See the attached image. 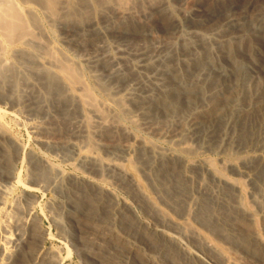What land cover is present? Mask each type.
<instances>
[{"label":"bare ground","instance_id":"1","mask_svg":"<svg viewBox=\"0 0 264 264\" xmlns=\"http://www.w3.org/2000/svg\"><path fill=\"white\" fill-rule=\"evenodd\" d=\"M107 37L124 46L119 56L110 53ZM215 50L230 65V72L224 69L215 77L197 73L188 84L184 74L210 65L217 59ZM125 53L139 57L142 64L138 67L143 73L152 71L155 78L142 81L143 73L127 63ZM83 60L104 66L109 75L123 83L132 80L141 84L145 90L132 95L130 103L149 114L150 121L144 124L152 134L169 137L177 142L176 148L157 149L128 130L125 122H133L122 97L107 102L108 84L100 81L101 74L86 75L92 65L86 72ZM119 62L124 64V72L117 66ZM165 74L171 79L163 77ZM261 77L264 0H0V102L11 101L27 112L46 113L55 127H62L64 137L52 139L56 133L51 122L48 126L31 123L28 127L35 141L49 150L75 152V161L86 169L80 175H66L58 163L30 152L26 155L29 175L25 174V181L16 167L22 144L9 127L10 118L6 120L7 114L15 119L23 111L10 103L15 110L0 106V264L61 263V250L43 245L51 235L41 225L34 192L48 186L60 190L58 181L64 178L70 190L75 191L70 194L72 210L66 211L63 203H54L56 197L45 205L54 223L51 224L69 234L74 250L96 264H161L113 230L117 206L118 225L137 241L160 251L169 264H237L227 259L219 241L264 264L262 194L252 199L260 212L256 218L244 199V182L227 175L225 170L236 176L246 173L229 160L223 168L212 159L201 164L189 161L194 150L184 138L189 118L188 125L194 129L197 141L209 137V144L215 145L221 132L229 128L238 133L242 145L251 142L256 132L264 131V85L256 86ZM250 82L255 84L252 91ZM219 85L224 95L213 92ZM242 99L249 103L239 107ZM113 107H117L116 111ZM150 115L156 119L154 122ZM211 128V136H207ZM178 137L181 138L176 141ZM99 148L120 154L123 161L104 158ZM130 153L133 159L126 157ZM257 160L255 165L245 160L241 164L256 172L263 183L257 186L260 190L264 186V169ZM139 169L149 177L161 202L178 217L190 214L184 204L192 187L187 172H206L209 181L198 187L199 209L194 219L215 240L161 209L140 182ZM87 170L110 175L141 205L147 218L137 215L126 200H118L103 176L93 177ZM56 195L60 194L56 191ZM185 241L193 243L198 251Z\"/></svg>","mask_w":264,"mask_h":264},{"label":"rangeland","instance_id":"2","mask_svg":"<svg viewBox=\"0 0 264 264\" xmlns=\"http://www.w3.org/2000/svg\"><path fill=\"white\" fill-rule=\"evenodd\" d=\"M56 31V29H55ZM59 32V31H58ZM60 33H58V36ZM213 35H209V37H212ZM57 38H60V37H57ZM60 42V40L57 39V41L55 42ZM107 44H108V47L110 48L109 51L112 55L114 56H119V49H124L123 45H121V43H119L118 41L116 40H113L111 39L110 37H107ZM59 42L56 43V45L59 46ZM110 42V43H109ZM216 51V50H215ZM118 52V54H117ZM219 56V57H218ZM125 57L127 58V63L130 64L133 68H135L136 70H138L139 72L143 73L142 72V69L139 66V64H142V62L140 61L139 57L137 56H134V55H127L125 53ZM215 57L217 58L216 60H214L209 66H201L200 67V70L199 69H191L192 71H189L190 74H188L186 76V73L184 74L185 76V81L188 82V84H192V80L194 78V76L199 73L201 77H204V72L205 73H209V75H211L212 77L218 75V73L221 71V70H224L226 69V71L230 72V65L224 60L223 58V55H219V53H215ZM129 61V62H128ZM140 61V62H139ZM87 61L82 62V66L85 65V68L84 70L89 71L86 73V75L88 74V76H90L92 74L93 77H98L100 74L102 75V73H104L102 76L100 75L99 78H102L100 79V81L104 82V84H108L107 87H109V91L110 93H108V99H107V102H109L110 100L109 99H114L115 97L117 98L118 97H122L123 101H124V104H125V107L126 109H128L127 111L130 113H128V116H129V119L132 120L133 124H130V122L128 123V121L125 122V126L128 130L132 131L134 135L136 136H140V137H144L145 139L149 140L150 143H152V145H154V147L156 146L157 149H163V151H170V150H173L174 148H176V143L174 140H170L169 137H158L157 135H155L154 133L152 134V132L146 128V125L144 124L145 122L148 123V121L150 120H147L149 114L146 113V111L144 109H138V108H134V106L130 103L129 99L132 95H136V94H139L142 92V90H145V88L141 85V84H138L136 83L135 81H127V82H122V81H119L117 80L114 76L112 75H109L107 71H105L106 69L102 66V65H92L91 63H88L87 64H84L86 63ZM215 62V63H214ZM120 64L122 62H119ZM119 63H117V66H119L120 69H122L123 71V66L124 64H121L119 65ZM209 63V62H208ZM214 64V65H213ZM228 64V65H227ZM89 65H92L89 67V70H87V66ZM123 65V66H122ZM204 65V64H203ZM213 65V66H212ZM96 66V67H95ZM99 66V67H98ZM92 69V70H91ZM141 69V70H140ZM103 72H102V71ZM195 70V71H193ZM203 70H206V71H203ZM95 71V72H94ZM97 71L101 72L99 74H97ZM145 71V70H144ZM198 71V72H197ZM124 72V71H123ZM151 72V73H150ZM195 72V73H194ZM94 73V74H93ZM194 73V74H193ZM152 74V75H151ZM206 74V75H207ZM97 75V76H95ZM142 77V81L145 80V81H151L155 78V74L153 75V72L152 71H145L143 74H141ZM145 75H148V76H145ZM148 77V78H147ZM163 77H165L166 79L169 80V78L167 77H170L169 75L165 74ZM147 78V80H146ZM262 79H260V82L256 84L257 88H259L261 85H264V77H261ZM150 79V80H149ZM171 79V77H170ZM144 81V82H145ZM122 82V83H121ZM135 82V83H134ZM129 83V84H128ZM218 83V82H217ZM263 83V84H262ZM121 84V85H120ZM220 84V83H219ZM141 86V87H139ZM251 91L255 88V84H253V82H250V85H249ZM141 88V89H140ZM144 88V89H142ZM256 88V89H257ZM111 89V90H110ZM119 91V92H118ZM214 93H217L219 95H224L225 91L224 89L221 88V85L219 86H216V88L213 90ZM243 99L245 98V95H246V91L243 90ZM97 93V92H96ZM110 94V95H109ZM210 93H207V96H209ZM120 95V96H119ZM106 98V97H104ZM241 100L238 105L239 107H244L246 106L247 102L245 100ZM6 103V105L3 103ZM4 102H0V106L3 107L4 109H6L7 111H10V110H15V109H21L23 112L19 113V114H16V117H14L15 119H13L12 115L11 114H7L6 115V120L7 118H10L7 120L8 124H9V127L13 133V135L18 139L20 140L21 144H22V148H21V151H20V154H19V161L17 162L16 164V167L21 171V175L23 177V179L26 181L27 180V176L29 175L27 170L28 169V164H27V161H26V155L30 152H38L40 154H43L45 155L46 157L49 158V160L54 163V164H57L59 167H61L62 171L66 172V175H69L71 172L74 173V174H77V175H80V174H83V173H86V169H84L83 166H79V164L77 163V161H75V158H76V154L75 152L73 151H67V152H62L60 150H49L48 148L46 147H43L41 146L40 144H38L35 139H34V136L33 134L30 132V129L28 127L29 124L31 123H38L41 125H47L48 123H50L51 119L49 118V116L45 115L44 112L42 113V111H39V112H36L35 111H28L25 110V109H22L21 106L19 105H16L13 103H11V101H4ZM12 104L14 107H11L10 105ZM249 103V102H248ZM242 104V105H241ZM245 104V105H244ZM49 108H51L52 106L51 105H47ZM116 108L117 107H113L114 111H116ZM10 109V110H9ZM138 109V110H137ZM50 110V109H49ZM52 110V109H51ZM147 114V115H146ZM11 115V117H10ZM26 115V116H24ZM44 115V116H43ZM9 116V117H8ZM29 116V117H28ZM33 116V117H32ZM46 116V117H45ZM145 117V118H144ZM150 117H152V115H150ZM189 117V116H188ZM24 118V119H23ZM48 118V119H47ZM19 119V120H18ZM146 119V120H145ZM187 122H186V135H184L185 137V143H187V145H189L191 148H193L194 150V154L191 155V157L189 158V161L191 160V162H194L196 160L197 163L201 164L203 161L205 160H213L215 162V164L217 166H219L220 168H223V166L225 167L229 161H233L235 163H237V166H239V168L241 169V171H244L246 173L243 174L242 176H236L234 174H232L230 171H227L225 170L226 174L231 176V177H235V178H239L240 177V180L243 183V196H244V199L246 201V203L250 204L251 206H249V208L251 210H253L252 212L254 213L255 211V216L256 218H259L260 217V212L257 208H255V205H253L252 203V199H253V196H258L259 194L264 198V186L261 187V189L259 190V188L257 187L258 185L260 184H263L260 180V178H257L256 176V172L253 171V170H249L248 171V168L244 167L242 165L244 164H241L243 163V161H249V164L251 163V165H255L257 163V160L258 158L261 160L262 162V168L261 170H263L264 168V131H260V132H256L255 135L258 136V138L256 139L255 138V135L253 136L252 138V141L245 144V145H242L239 140H238V133L237 132H233V131H229V128H225L224 131L221 132V136L219 137L220 139L217 141V143L215 145H212L209 144V140L210 139L209 137L206 138V140L200 142V141H197L196 139V133L194 132V129L192 128L191 125H188L190 124L189 123V118H187ZM10 120V121H9ZM18 120V121H17ZM21 120V121H20ZM27 120V121H26ZM42 120V121H41ZM129 120V121H130ZM152 120L153 122L156 120H154V117H152ZM151 120V122H152ZM162 120V119H160ZM37 121V122H36ZM53 121V120H52ZM15 122V123H14ZM26 122V123H24ZM173 122V121H172ZM13 123V124H12ZM24 123V124H23ZM51 126L54 127V131L53 133H56V134H60L58 136H56L55 138V135L56 134H53V138L52 139H61L62 137H64V134H62V127H55L53 125V122H51ZM171 123V122H170ZM15 124V125H14ZM127 124V125H126ZM11 125V126H10ZM13 125V126H12ZM48 126V125H47ZM136 126V127H135ZM190 126V127H188ZM29 129V130H28ZM57 129V130H56ZM190 129V130H189ZM56 130V131H55ZM210 131L209 132V135L207 134V136H211V129H209ZM61 131V132H60ZM189 131V132H188ZM192 131V132H191ZM193 133V134H192ZM229 135V136H228ZM28 136V137H27ZM61 136V137H60ZM256 136V137H257ZM260 136V137H259ZM181 137H178L176 138V141L179 140ZM183 138V139H184ZM208 140V141H207ZM35 141V142H34ZM199 142V143H198ZM228 142H231L229 143L228 145ZM169 143V144H168ZM24 145V146H23ZM39 145V146H38ZM27 147V148H26ZM31 148V149H30ZM42 148V149H41ZM40 150V151H39ZM202 150V151H201ZM23 151V152H22ZM201 151V152H200ZM61 152V153H60ZM24 155H23V154ZM65 153V154H63ZM98 153L101 155V156H105L104 158H108L110 159H114V160H118V161H123V158L120 157L121 155L120 154H115L112 152H108L106 151V149L104 148H99L98 149ZM67 154V155H66ZM66 155V156H65ZM71 155V156H70ZM116 155V156H115ZM120 155V156H119ZM23 156V157H22ZM119 157V158H118ZM127 158H131L133 159L134 158V154L133 153H130L129 155L126 156ZM257 157V158H256ZM22 158V160H20ZM25 158V159H23ZM66 158V159H65ZM118 158V159H117ZM249 158V160H247ZM252 158V159H251ZM61 159V160H60ZM194 159V160H193ZM200 159V160H199ZM203 159V160H202ZM227 159V160H226ZM26 162H25V161ZM202 160V161H201ZM229 160V161H228ZM251 160V161H250ZM121 161V162H122ZM228 161V162H227ZM25 162V163H24ZM195 162V163H196ZM61 164V165H60ZM224 164V165H223ZM226 164V165H225ZM77 165V166H76ZM221 165V166H220ZM26 168H25V167ZM79 166V167H78ZM82 167V169L80 168ZM141 167V166H140ZM139 167V168H140ZM81 169V170H79ZM244 169V170H243ZM79 170V171H78ZM88 171V170H87ZM142 170H138V176L140 177V182L142 183V185L147 188V190L151 193V196L153 198V200L158 204V206L161 208V209H165L164 211L171 217H173V219H175L176 221L178 222H183L182 224H187L188 226V223L191 224L190 227H193L195 229H198V231L204 235H207L208 237H212L214 240L215 238L208 232L206 231L205 228L201 227L197 222L196 220L194 219V216L196 214V212L198 211L197 209H199V186H202L204 183L206 184L208 181H209V175L206 174V172L202 173V174H199L195 171H188L187 174L190 176L191 178V181L190 182V187H191V195H190V198L189 199H186V201L184 202L185 204V207L186 209L188 210V207H189V210L188 213L189 215H184V216H177V214L171 210L168 205H166L165 203H162L161 202V198H159V195L156 194V192L153 190V186H152V183L150 182V179L149 177L146 176V174L143 172H141ZM145 171V170H144ZM70 172V173H69ZM77 172V173H76ZM82 172V173H81ZM89 172V171H88ZM193 172V173H192ZM250 172V173H249ZM254 172V173H253ZM68 173V174H67ZM195 173V174H194ZM27 176H26V175ZM254 174V176L252 175ZM89 175L91 176H97V178H99V176L102 178L103 176V179L105 180L106 182V186L108 188H110L115 197L118 199V200H126L130 206H131V209H133L135 211V213L137 215H139L140 217L146 219L147 218V215H145V212L143 211V208L141 207V205H139L136 201L133 200L132 196L126 192L125 189H123L122 187H120L116 181L110 177V175L104 173L102 175L100 174H94V173H90L89 172ZM199 176H201L199 178ZM195 177V178H194ZM248 177V178H247ZM251 177V178H249ZM147 178V179H146ZM109 180V181H108ZM115 182H114V181ZM257 181V182H256ZM59 186H61V189L60 190H57L56 188L52 187V186H46L47 188H44L43 190H38L34 192L35 194V198H36V210L39 211V215H40V218L42 219V226L44 227V229L46 231L49 230V233L51 236L47 237L45 240H44V243L43 245L45 247H53L55 248L56 250L58 249V251L60 252V257H61V263L60 264H96V262L91 258H86L84 257V255L78 251V250H74V247H72L73 245L71 244L72 240H71V237L69 234L62 232L59 228L58 225L54 226L52 224V221L50 219V215L49 213L47 212V205L49 203L52 202V200H54L56 197V199L53 201L54 203H58V205H63L62 207L67 211V210H72L71 209V206H70V201L72 200V196L73 193L75 192L73 189L70 190L69 188V183L68 181L64 178L63 180H59ZM114 182V183H113ZM249 182V183H248ZM261 182V183H259ZM252 183V184H251ZM65 186H63V185ZM116 184V185H115ZM192 184V185H191ZM255 184V185H254ZM63 186V187H62ZM151 186V187H150ZM53 189H52V188ZM253 187V188H252ZM52 191H49L51 190ZM57 191V194H60V195H56V191ZM65 189V190H64ZM68 189V190H67ZM121 189V190H120ZM217 189V188H216ZM255 189V190H254ZM66 190L68 192H66ZM70 190V191H69ZM41 191L43 193H41ZM48 191V192H47ZM63 191V192H62ZM65 191V192H64ZM247 191V192H246ZM37 192V193H36ZM72 192V194H71ZM252 192V193H251ZM18 190L15 191V194H18ZM247 193V194H246ZM68 194V195H67ZM71 194V195H70ZM157 195V196H156ZM260 195L258 197H260ZM52 197V198H51ZM54 197V198H53ZM66 197L69 199H67L68 201H66ZM59 198H60V201H59ZM129 199V200H128ZM160 199V200H159ZM38 200V202H37ZM50 200V202H49ZM63 200V202H62ZM48 203H47V202ZM59 201V202H58ZM195 201V203H194ZM160 202V203H159ZM250 202V203H249ZM61 203V204H59ZM63 203V204H62ZM69 203V206L67 205ZM162 203V204H161ZM137 204V205H136ZM193 204V205H192ZM43 205V206H42ZM46 205V206H45ZM40 208H39V207ZM65 206V207H64ZM69 208H68V207ZM198 206V207H197ZM43 207V208H42ZM39 208V209H38ZM197 208V209H196ZM120 209L118 208V206L116 207V211H114V214H113V218H114V225H112L113 227V230L115 232H117V234H119V236H123L125 237V239L127 241H130L131 243H133L134 245H137L138 248L140 249V251L144 254H149L148 256H151L156 262H161V264H169L168 262H166L167 260H165V258H163L162 256V253L156 249H152L150 248L149 246H147L146 244L144 245L143 244V241L141 240H138L136 238H134V236L132 235H128L123 229L122 227H120L117 222V216L119 215V212ZM46 214H45V213ZM43 213V214H42ZM176 214V215H175ZM44 215V216H43ZM115 215V216H114ZM190 216V217H189ZM45 217V218H44ZM177 219H176V218ZM193 217V218H192ZM179 218V219H178ZM48 222V223H47ZM185 222V223H184ZM187 222V223H186ZM52 223V224H51ZM58 229H59V233H58ZM57 230V231H56ZM61 232V233H60ZM63 233V234H62ZM55 235V236H54ZM64 235V237L62 236ZM67 236V237H65ZM131 236V237H130ZM55 237V238H54ZM70 237V238H69ZM134 238V239H133ZM65 239V240H64ZM185 243L194 251H198L196 249V247L193 245V243H190L189 241H185ZM219 244H221V246L223 245L224 247V251H225V254L227 256V259L232 261V262H236L237 264H261L257 259V261L255 260V258H252L251 256H247L245 255L244 252H242L241 250H239L238 248H234V247H231L229 246V244H225V242L223 241H219ZM65 245V246H64ZM77 245V243H76ZM143 245V246H142ZM67 246V247H66ZM66 247V248H65ZM73 248V249H72ZM227 248V249H226ZM67 249H68V252H67ZM142 249V250H141ZM145 249V250H144ZM71 251V252H70ZM154 253V254H153ZM200 253V252H199ZM68 254V255H67ZM66 255V256H65ZM161 255V256H160ZM159 256V257H158ZM156 257V259H155ZM63 258V259H62ZM89 261H87V260ZM157 259H159L157 261ZM163 260V262L161 261ZM239 260V261H238ZM129 264V262H128Z\"/></svg>","mask_w":264,"mask_h":264}]
</instances>
